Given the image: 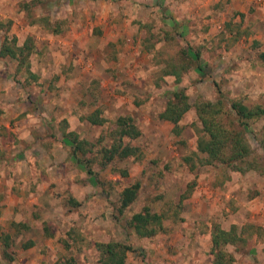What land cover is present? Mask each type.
<instances>
[{
  "label": "rangeland",
  "instance_id": "obj_1",
  "mask_svg": "<svg viewBox=\"0 0 264 264\" xmlns=\"http://www.w3.org/2000/svg\"><path fill=\"white\" fill-rule=\"evenodd\" d=\"M0 13L8 36L33 43L29 72L0 58V228L10 235L0 264H94L96 244L111 241L131 247L127 264H210L213 224L243 229L246 241L226 247L230 264H264V118L243 127L250 165L239 170L199 161L194 108L233 99L264 107V0H0ZM195 48L198 68L178 82L164 73ZM177 89L191 104L178 132L158 117ZM95 110L102 124L86 119ZM120 115L140 130L125 139L140 155L102 166ZM69 131L91 144L87 156L73 155ZM136 181L119 212L120 192ZM22 192L32 198L19 208ZM145 206L163 213L152 236L126 223Z\"/></svg>",
  "mask_w": 264,
  "mask_h": 264
},
{
  "label": "trees",
  "instance_id": "obj_2",
  "mask_svg": "<svg viewBox=\"0 0 264 264\" xmlns=\"http://www.w3.org/2000/svg\"><path fill=\"white\" fill-rule=\"evenodd\" d=\"M26 8L30 7L25 5ZM47 17L42 18V21L48 23ZM11 25V20L0 21V29L8 31ZM53 32L56 30L52 29ZM15 35L8 36L6 33L0 38V58H10L17 61L20 67L25 65L26 70L30 71L29 56L33 50V43L30 37L18 44ZM194 57L189 55L187 50L181 51V57L174 62H170L163 69L164 73L171 75L175 81H179L181 75L191 69L199 67L198 59L200 50L193 49ZM258 59L264 64V49L258 52ZM188 96L183 89H177L169 92L164 108L159 112V119L165 120L173 124V130L178 132V125L184 114L190 109ZM195 113L200 123V132L197 137L196 150L199 161L203 164L226 163L227 165H236L240 170L242 163L248 162L247 158L251 153L250 145L244 134L243 127L249 124L250 121H255L259 118H264V107L261 105L248 106L240 99H233L229 104H225L222 100H204L195 103ZM225 116V117H224ZM86 119L93 124H102L105 119L99 115V110H95ZM264 126V125H263ZM66 135L72 142V153L74 156H79L78 153L88 155L91 144L85 139H80L74 131H69ZM140 135V130L129 115H120L115 120V127L110 131L111 143L109 146H103L100 149L102 166H105L112 159L119 157L140 155L139 148L129 145L125 142L126 138L135 139ZM89 145L90 148L84 145ZM199 156V155H198ZM86 164L88 172L91 171L90 159L79 158ZM241 165V166H240ZM141 183L136 181L128 186H125L120 192L118 211L123 210L135 199ZM68 201L71 204H77L74 197L69 196ZM163 213L152 211L145 206L141 211L134 213L130 219L126 221L127 227L139 236H152L163 229ZM15 227H25L24 224L13 222ZM243 229H238L232 225L229 229L222 228L219 224H213L211 231V248L210 252L213 259L210 264H230L233 260V254L227 250L229 245H237L244 243L246 240L242 236ZM0 240L4 246V250L10 248V235L0 228ZM99 256L94 264H127L126 254L131 247L119 242H106L96 244ZM6 257V255H4ZM56 264H76L74 258L70 257Z\"/></svg>",
  "mask_w": 264,
  "mask_h": 264
},
{
  "label": "crops",
  "instance_id": "obj_3",
  "mask_svg": "<svg viewBox=\"0 0 264 264\" xmlns=\"http://www.w3.org/2000/svg\"><path fill=\"white\" fill-rule=\"evenodd\" d=\"M163 1H165L166 2V0H163ZM1 6H3V5H1ZM1 10H3V9H1ZM9 16H10V14H8ZM2 17H4V16H2V14L0 13V19H2ZM1 31V30H0ZM3 34H14V28H13V30H12V28H11V30H8V31H1ZM2 35H0V37H1ZM12 36V35H11ZM3 63H1V61H0V73H1V71H2V69H3ZM18 198H20V203L19 204H17L18 206L17 207H19V208H21V207H25L27 204H28V201L26 200V198H32V196H26L25 195V193L24 192H22V194L20 195V196H18ZM36 198V197H35Z\"/></svg>",
  "mask_w": 264,
  "mask_h": 264
}]
</instances>
